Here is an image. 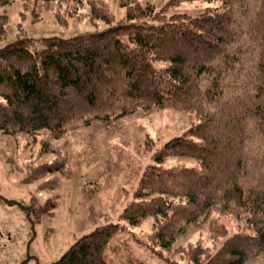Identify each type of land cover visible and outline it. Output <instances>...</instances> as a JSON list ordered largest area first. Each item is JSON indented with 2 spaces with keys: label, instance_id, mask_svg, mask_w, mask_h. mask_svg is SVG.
I'll return each mask as SVG.
<instances>
[{
  "label": "trees",
  "instance_id": "1",
  "mask_svg": "<svg viewBox=\"0 0 264 264\" xmlns=\"http://www.w3.org/2000/svg\"><path fill=\"white\" fill-rule=\"evenodd\" d=\"M21 1L26 7L55 0ZM61 1L74 4L70 12L86 1L94 28L43 37L37 49L21 37L0 50V131L34 135L45 128L60 136L137 107L194 112L198 120L153 153L120 217L137 226L152 218L151 232L135 240L165 264H246L263 252L264 0H206L216 5L196 15L166 13L169 5L194 0H168L159 10L122 0L125 15L118 20L102 1ZM8 20L0 11V41ZM171 155L200 163L163 168ZM51 169V163L32 166L29 178ZM35 199L17 203L32 224L54 206L47 199L37 208ZM211 211L243 220L251 232L230 234L211 219V235L222 237L214 247L175 245ZM117 229L109 224L81 235L46 264H108Z\"/></svg>",
  "mask_w": 264,
  "mask_h": 264
},
{
  "label": "rangeland",
  "instance_id": "2",
  "mask_svg": "<svg viewBox=\"0 0 264 264\" xmlns=\"http://www.w3.org/2000/svg\"><path fill=\"white\" fill-rule=\"evenodd\" d=\"M99 1L105 3L115 20L125 15V7L119 3L122 0ZM125 1L150 3L159 10L168 0ZM83 3L70 12L72 2L30 1L25 7L21 0H10L0 6L9 19L7 37L0 41V50L21 37L31 38L30 48L37 49L41 44L35 41L43 37H66L94 28L89 5ZM215 5L206 0L183 1L169 5L166 13L196 15L201 9ZM102 25L98 23V27ZM111 117L109 121L93 120L60 136L45 128L34 135L0 131V264H46L59 258L81 235L109 224H116L119 229L107 248L108 264H165L135 240L145 239L151 232L152 218L137 226L120 214L131 200L143 169L153 163V153L170 138L187 131L198 117L194 112L171 106L137 107L131 113ZM41 163H51L52 169L36 172L39 175L35 178L31 175L30 179V168ZM199 163L196 158L171 155L160 164L168 168L198 167ZM31 198H36L37 208L47 199L54 204L49 212L40 213L39 221L33 219V224L17 204L26 205ZM211 219L223 224L230 234L251 232L243 220L211 211L191 224L175 245L200 242L214 247L222 237L211 235ZM246 264H264V251Z\"/></svg>",
  "mask_w": 264,
  "mask_h": 264
}]
</instances>
